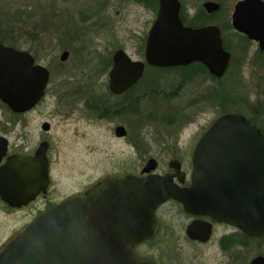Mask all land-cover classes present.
<instances>
[{
    "label": "water",
    "instance_id": "water-1",
    "mask_svg": "<svg viewBox=\"0 0 264 264\" xmlns=\"http://www.w3.org/2000/svg\"><path fill=\"white\" fill-rule=\"evenodd\" d=\"M178 7L177 0H159L145 60L152 65L200 61L220 77L230 55L222 47L219 28L181 25ZM202 7L211 13L220 5L208 0ZM231 19L236 30L264 49V0L236 1ZM66 57L63 52L61 58ZM143 68V62L116 50L109 72L110 90L123 92L140 78ZM48 80V69L35 64L32 55L0 43V100L11 110L32 108ZM42 128L47 130L49 124L43 123ZM115 133L123 136L126 129L119 125ZM47 147L43 141L32 155L11 156L0 166L1 200L18 208L47 191ZM192 162L188 188L175 184L171 174L151 173L157 165L154 158L143 167L144 176L101 178L83 194L70 195L36 216L0 250V264H152L135 253L134 244L152 237L157 227L154 210L168 198L181 201L188 211L235 225L250 237L263 236L264 135L258 128L240 113L219 115L198 140ZM251 264H264V256Z\"/></svg>",
    "mask_w": 264,
    "mask_h": 264
},
{
    "label": "rangeland",
    "instance_id": "rangeland-1",
    "mask_svg": "<svg viewBox=\"0 0 264 264\" xmlns=\"http://www.w3.org/2000/svg\"><path fill=\"white\" fill-rule=\"evenodd\" d=\"M120 1L110 2L108 11L115 21L107 29L101 26L93 28L83 23L78 25V20L73 16L85 0H0V41L16 43L30 49L36 55L37 61L51 71V80L43 102L28 114V142L33 149L42 133L40 123L43 120L51 122L49 154L54 170V185L49 200L52 202L109 172L139 173L149 158L156 159V170H168L169 160L177 154L173 144L175 131L184 127L186 147L189 146L220 114L239 110L249 115L248 97L255 99L252 92L256 84L261 83L264 86V58L256 57L253 53L256 46L251 44L245 62L242 61L239 67L231 65L221 79H217L200 65L192 69L186 68L185 79L181 77L182 70L179 71L180 74L174 70L160 71L158 86L155 87L158 93L149 92L152 98L146 97L140 90H135L134 94H144V97L136 102L128 100L126 105L131 108H127L126 112L123 109L120 112L109 110L106 119H98L95 108L87 110L84 105L87 102H83L82 98L74 101L72 97L76 94L90 97L97 93L107 96L109 104H119V97L109 95L105 85L107 71L95 69L103 65L105 58L115 49L108 46V32L114 36V45L123 44L128 52L136 55L134 40L146 29L151 17V13L133 11V17L120 20L115 15V10L120 8ZM203 1L186 0V11L190 15L199 14L198 10ZM235 1L222 0V8L209 15L207 23L217 22L225 27ZM126 3L127 9H135L134 4ZM63 12L67 17L62 21L59 15H63ZM136 16L138 21L135 20ZM69 17L72 21L68 24ZM73 25L87 31V38L83 41L96 42L98 50L93 44L78 50L79 46L70 38L64 39L65 46L57 45L56 32L71 30ZM93 31L100 34L95 39H88V35H94ZM234 32L229 27L224 29V34L233 43L239 40ZM28 36L30 43L27 42ZM63 47L70 49L71 55L65 65L59 66V55ZM236 55L239 57L240 51ZM255 61L257 66H254ZM180 78L184 80V84H179ZM152 80V74L148 73L142 84L143 88L151 84ZM83 81H89L93 85L83 87ZM94 104L98 105V102L94 101ZM174 107L178 110L172 111ZM173 115H182L184 118L178 116L171 120ZM117 124L127 127V138L115 136L114 127ZM77 171H82L83 175L77 176ZM68 175L69 181L64 183V177ZM45 202L42 197L27 207L12 210L11 213H5L0 208V250L35 217ZM239 250L241 255H251L252 252H263L264 247L254 245L253 250ZM187 251L193 253L194 248L186 249Z\"/></svg>",
    "mask_w": 264,
    "mask_h": 264
},
{
    "label": "flooded vegetation",
    "instance_id": "flooded-vegetation-1",
    "mask_svg": "<svg viewBox=\"0 0 264 264\" xmlns=\"http://www.w3.org/2000/svg\"><path fill=\"white\" fill-rule=\"evenodd\" d=\"M126 1L131 4H134L135 9L134 10L127 9ZM177 1L179 2L177 14H178V19L181 25L190 26L196 29L202 26H206V25H215L219 28L221 41H222V47L230 55L229 63L225 71L220 77L210 73L206 65L200 61H194L189 64H168V65L149 64L145 60V48H146V42H147V36H148L149 30L154 20L157 17V13L159 9V0H121L119 2L120 8L115 10V15L119 16L120 20L122 19L124 21V19L131 16V14H134L133 11L135 12L138 11L139 13H143V12L151 13V17L148 20V25L146 29L140 33V36L136 38L137 40H134L135 47H137L136 55L135 53L128 52L125 45L123 44L114 45L113 44L114 36L111 35L110 32H108L109 35L106 34L109 39L108 46L114 47L115 49L111 52L110 56L105 58L104 64L95 69L98 70L99 68H101V71H104V72L107 71V79L105 81V85L107 87L109 95L113 97H117V98L119 97L120 99L118 100L119 104L118 105L109 104L107 96L105 97V95L97 94V93L96 95H93L90 97L89 96L87 97L78 96V94H76L72 97V99L76 101L77 99L82 98L83 102L85 103L87 102V104H84L87 110L94 109L92 105L94 104V101L99 102V103L103 102L102 107L105 110L98 111L96 114L97 118L102 120V119L107 118V116L105 115V111L109 112V110H113V111L118 110L120 112L123 109V112H126L127 108H131L130 105L129 106L126 105L128 100H133L134 102H136L138 101V99L144 97V94L143 95L134 94L135 90H140L146 94V97L150 96V98H152L151 95H149L150 94L149 92L151 93L157 92L155 87L158 86V77H159L160 71H165V70L173 71L174 70L179 73V71L182 70L183 74H181L182 76L181 75L180 76L183 79H185L186 78V67L190 66L191 64L193 65L197 62H200L201 64L205 66V68L210 74L214 75L217 79H221L223 75L225 74V72L229 70L231 65L232 66L237 65L239 67L241 66L243 62H245V60L247 59V56L249 55V51H250L249 48L251 44L256 46L255 47L256 52L255 50L253 52L256 54V57L264 58V49L260 47L259 42L256 41L255 39L249 38L246 34L236 30L233 27L231 14H230L229 22H227V24L225 23L226 24L225 27L232 28L235 31L234 34L239 37L238 42L233 43V41L229 40L227 36L224 34L225 27H223L219 23L217 22L215 24L207 23V17L209 15H213V13L217 12L218 10L222 8V4H223L222 0H211V1L219 3L220 5L218 10L211 12V13L206 12L204 8L202 7V4L205 1H208V0H204L201 3V6L198 10L199 14L197 15L196 13L190 15L189 12L186 11V0H177ZM110 2L111 0H85V2H82L81 8L80 9L77 8L75 10L73 17L74 19L78 20V25L79 23H83V24H88L92 26L93 28L101 26V27H105L109 29L110 26L115 21L113 20L110 12L108 11ZM232 10H233V6H232ZM63 13H64L63 15L58 14L59 16H61L60 20L62 21L64 20L65 17H67L66 13L65 12ZM135 20L138 21V17L135 18ZM71 21H72V18L69 17L67 19V23L69 24ZM56 33H58L57 45L65 46L64 45L66 43L65 40H67V38H70L74 43H76L77 46H79L78 50L84 49L87 46L90 47V45L92 44L95 45L93 47H95L98 50L96 46V42L93 41V43L91 42L86 43L83 41L84 38H87L88 32L85 30L79 29V26L73 25L71 30H64V31L62 30V32H56ZM93 34L94 35H92V37H89L88 35V39H95L98 37L100 33L98 31H93ZM37 37L38 36H36V38ZM27 42L30 43L29 36L27 37ZM0 43L29 53L34 58L35 64H40L46 67L49 71V80L45 87L44 94L32 108L26 111H23V112H14L4 102L0 100V152H3L1 153V157H0V166L3 165L7 161V159L11 156L32 155L35 152L36 148L39 146V144L43 141L48 142L46 155L49 161V185L47 187V191L45 193H40L34 199V201L30 202L29 204L22 206V207H18V208L12 207L0 199V208L5 213H11L12 210H19L21 208L27 207L28 205L35 202L39 198L43 197L46 202L44 204V207L37 211L35 215L36 217L42 212L46 211L47 209L61 202L64 198L70 195L83 194L84 191L90 185L96 183L98 180H100L101 178L107 175H113V174H132L136 176L146 175L144 173L143 174L141 173L146 163L141 168L139 173H134L131 171L130 172H122V171L109 172V173L104 174L100 178L96 179L95 181L82 185L80 188L69 192L62 199L58 201H55V202L50 201L49 196L51 193V189L54 185V173H53L54 170L52 167V159L49 154L50 146H51V138L49 137V135L51 134L52 124L51 122L47 120H43L40 123V128L42 130V133L37 139V144L32 149L30 148V145L28 142L29 136H30V129L28 127L29 126L28 114L30 113L32 109H34L41 102H43L47 89H48V85L51 80V71L47 66L37 61L36 55L33 54L30 49H25L16 43L7 44L1 41ZM118 49L124 50V52L130 57L131 60L143 62L144 68H143L140 78L134 84H132L130 87H128L121 93H113L109 88V72L113 65V54ZM238 51H240V54H241L239 55V57L236 55V52ZM63 52L67 53V57L65 59L61 58V55L63 54ZM70 55H71L70 49H68L67 47H63L59 55L60 62L58 65L59 66L65 65ZM254 66H257L256 61L254 62ZM148 73L152 74L153 80L151 84L143 88L142 84L145 82L148 76ZM182 78H180L179 84H181L182 81L184 82ZM84 81L82 82L83 87L84 86L90 87V85L91 86L93 85L89 81H86V82ZM255 87H257L258 89H256ZM255 87L252 92V94L255 96V99L253 100L252 97L250 96L248 97V100H247V108L249 109L250 114L245 115L243 112L239 110H236V111L234 110L232 112L240 113L241 115H243L252 125H255L258 128V130L262 133V135H264V86H261V83H259V84H256ZM89 89L91 90V88ZM234 101L237 102V100H234ZM177 110L178 109H175V107L172 108V111H177ZM224 113H227V112H224ZM178 116L184 118V116L182 115H173V118H171V120ZM46 122L49 124V128L47 130H44L42 128V124ZM119 125H122V124H117L114 127V133H115L116 127ZM123 126L126 129V134L123 136H117L115 133V136L119 138H127L129 136L127 127L125 125ZM183 128L184 127H181L180 129L175 131L176 137L174 138L175 140L173 144L175 145V150H177V154L175 155V157L169 160L167 164L168 170L158 171L155 168L154 170L151 171V173H157L160 175L171 174L172 181L175 184H177L180 188H188L191 185V179H192L193 151H194V148L198 140L200 139V137L202 136V134L205 132L207 128L204 131H202L198 136H196L195 139H193L191 143L189 144V146L187 147H186V136H185L186 133L183 131L184 130ZM183 137H185L184 140H182ZM170 163H171V166H170ZM76 174L77 176H81L83 175V172L77 171ZM69 178H70L69 175L65 176L64 183H68ZM134 216L135 217L137 216L136 212ZM154 218L157 223L156 225L157 227L152 237L144 238L134 244L135 253L143 260L149 261L152 264H251V262L256 257L264 256V250L263 252L259 251L256 254L252 252L251 255H241L240 250H239L241 248L242 249L247 248V249L253 250L254 245L256 247L263 248L264 247V235L260 237H250L246 235L237 226L232 225L227 222L219 221L215 219L213 216H211L210 214L199 213V212L194 213V212L186 210V207H184L183 203L175 198H168L164 200L163 202H161L160 204H158L154 210ZM31 221H29L28 223H30ZM28 223H26L25 226ZM190 248H194L193 253H190V251L186 252V249H190ZM202 251H205L204 254H202Z\"/></svg>",
    "mask_w": 264,
    "mask_h": 264
},
{
    "label": "trees",
    "instance_id": "trees-1",
    "mask_svg": "<svg viewBox=\"0 0 264 264\" xmlns=\"http://www.w3.org/2000/svg\"><path fill=\"white\" fill-rule=\"evenodd\" d=\"M198 65H200L201 68H203V69L206 70V68H205V67L203 66V64H201L200 62H197V63H195V64H193V65L191 64L190 66H188V67H186V68L192 69V68H194V67H196V66H198ZM200 66H199V67H200ZM102 104H103V102H102ZM93 107H94L95 110H97V111L105 110V109L102 107L101 103H99V102H98V105L94 104ZM109 113H110V111H109V112H108V111H105V115H106L107 117H108Z\"/></svg>",
    "mask_w": 264,
    "mask_h": 264
}]
</instances>
